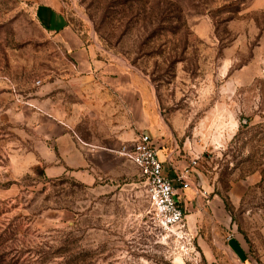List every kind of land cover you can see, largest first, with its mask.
I'll list each match as a JSON object with an SVG mask.
<instances>
[{
  "label": "rangeland",
  "instance_id": "374dc122",
  "mask_svg": "<svg viewBox=\"0 0 264 264\" xmlns=\"http://www.w3.org/2000/svg\"><path fill=\"white\" fill-rule=\"evenodd\" d=\"M61 2L99 56L147 80L160 125L174 134L169 148L198 157L201 206L216 195L264 264V0ZM33 6L0 0V264H181L152 221L131 160H109L94 180L23 167L35 151L20 149L31 135L7 120L12 97L50 85L46 95H60L65 117L73 114L71 87L53 86L73 77V59Z\"/></svg>",
  "mask_w": 264,
  "mask_h": 264
},
{
  "label": "crops",
  "instance_id": "0c3cea01",
  "mask_svg": "<svg viewBox=\"0 0 264 264\" xmlns=\"http://www.w3.org/2000/svg\"><path fill=\"white\" fill-rule=\"evenodd\" d=\"M22 1L34 2L36 21L73 59V77L56 79L53 85L71 87L73 114L69 120L61 96L46 95L50 85L42 89L43 95H31L23 100L12 97L17 102L6 106L7 120L11 118L15 126H21L31 135L32 145L27 148L24 144L20 148L35 151L34 162L23 166L25 170L36 167L48 178L70 172L94 180L93 170H107L109 160H120L122 156L114 150L132 143L142 132L148 133L159 147L165 174L176 187L177 197L186 211L187 227L197 236L196 244L204 264H229V258L235 264H259L216 195L211 196L208 208L201 206L198 169L189 176L191 185L187 188L177 179L178 169L188 165L187 154H182L184 148L178 145L169 148L166 143L174 134L160 125L161 116L147 80L125 62L99 56L74 30L61 0ZM216 248L223 255L216 257Z\"/></svg>",
  "mask_w": 264,
  "mask_h": 264
},
{
  "label": "built area",
  "instance_id": "2783aa9c",
  "mask_svg": "<svg viewBox=\"0 0 264 264\" xmlns=\"http://www.w3.org/2000/svg\"><path fill=\"white\" fill-rule=\"evenodd\" d=\"M117 155L131 160L140 169L150 202L151 218L160 236L174 243V260L181 264H204L195 236L188 229L186 211L180 204L172 179L165 174L159 147L150 134L142 132L130 144L114 150ZM187 167L178 169L177 179L183 188L191 185L190 177L198 164V157H186Z\"/></svg>",
  "mask_w": 264,
  "mask_h": 264
}]
</instances>
